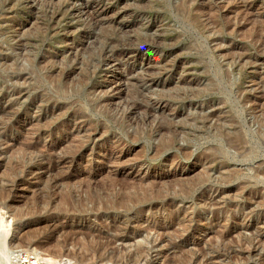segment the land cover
Here are the masks:
<instances>
[{"label":"rangeland","instance_id":"obj_1","mask_svg":"<svg viewBox=\"0 0 264 264\" xmlns=\"http://www.w3.org/2000/svg\"><path fill=\"white\" fill-rule=\"evenodd\" d=\"M130 100L144 109L126 108ZM123 110L131 126L115 122ZM157 124L170 130L152 131ZM216 125L223 136L240 128V154L207 155L221 145ZM257 168L264 175V0H0V203L9 205L0 216L9 235L34 236L43 254L74 264H264ZM109 224L154 248L139 259L102 256L83 234ZM218 233L230 239L221 244ZM181 246L189 253L177 254Z\"/></svg>","mask_w":264,"mask_h":264},{"label":"bare ground","instance_id":"obj_2","mask_svg":"<svg viewBox=\"0 0 264 264\" xmlns=\"http://www.w3.org/2000/svg\"><path fill=\"white\" fill-rule=\"evenodd\" d=\"M181 3V2H180ZM191 3V2H190ZM195 3V2H194ZM55 16V13L52 15V17H48L49 18V20H52L53 19V17ZM46 17V16H45ZM90 18H91V16H89ZM187 19V18H186ZM88 37V36H87ZM147 40V39H146ZM150 40V39H149ZM153 40V39H152ZM107 41L108 40H106V42H105V44L103 43L102 44V46L104 47V46H106L107 48L109 47V50L111 49H114L113 48V46H112V48H111V46H110V44H108L107 43ZM142 40H139V42H141ZM151 41V40H150ZM146 43H147V41H145ZM130 43V42H129ZM152 43H154V42H152ZM144 43L143 42H141L139 45L141 46V45H143ZM149 44H151V43H149ZM112 45V44H111ZM151 45H153V44H151ZM156 45V44H155ZM100 47V46H99ZM102 47V48H103ZM106 47H104L105 49H107ZM102 48L100 49V50H102ZM111 50H110V52H111ZM117 50V49H116ZM104 51V50H103ZM108 51V50H107ZM100 52V51H99ZM105 52V51H104ZM100 57V55H98V58ZM51 60V59H50ZM87 63V62H86ZM95 63V62H94ZM96 64V63H95ZM92 66V64L89 62L88 63V65L87 66ZM97 65V64H96ZM96 65H95V67H96ZM91 69H92V67H91ZM96 69H94V71H95ZM88 72V71H87ZM60 76L62 75V76H65L66 77V73L64 72V71H61L60 70ZM58 73V74H59ZM94 73V72H93ZM93 73H91V74H93ZM61 76V77H62ZM90 89H95V88H93V87H91ZM212 92V91H211ZM172 96V95H171ZM184 96V95H183ZM173 97V96H172ZM178 97V96H177ZM108 100H109V98H108ZM107 98H105V99H103V98H99L97 101H96V103L98 104V105H100V106H103V105H105L106 103H107ZM131 101V100H130ZM129 101V103H128V105H127V107L126 108H128L129 106H130V108H133L134 110H136V111H138V110H143L142 109V107H141V105L139 106V105H137V103L135 102V101H131L130 102ZM126 105V104H125ZM123 107V106H122ZM119 108V107H118ZM146 109H148L147 107H145ZM121 109V108H120ZM128 111H129V109H128ZM127 110H123V111H116V113H114V119H115V122H117L118 124H128V125H132L133 123H131L132 121H130L131 119H132V117H131V115H130V117H131V119H129L128 117H129V115L127 114V112H128ZM146 111V110H145ZM118 112H120V113H118ZM132 112V111H131ZM119 115H118V114ZM201 114V113H200ZM146 115V114H145ZM216 116V115H215ZM116 117V118H115ZM217 119V118H216ZM212 120H214V115L213 114H209V115H203L202 117H200V121H201V123H200V127L199 128H202V127H204V125L205 124H208V123H210ZM217 121H219V120H217ZM263 121V120H262ZM188 122V121H187ZM191 122V121H190ZM221 122V121H220ZM224 123V122H223ZM187 124V123H186ZM222 124V123H221ZM229 124V123H228ZM141 125V124H140ZM214 125V124H213ZM225 125V124H224ZM238 126V123L237 124H235V122L234 121H231V126ZM143 126V125H142ZM199 126V125H198ZM139 127V126H138ZM145 128V127H144ZM174 129V128H173ZM210 129H213V128H210ZM220 129L221 128H219V126H214V130L217 132L216 133V137L218 138V140L221 142V145H219L218 147H215V148H212V147H210V149L208 150V154L207 155H209V157H213V158H215V157H217V156H221V159H223V157H225L226 156V154H227V152H225L223 149L225 148V147H227L228 149H232V150H234L237 154L239 153H241L240 151H241V146H242V144H243V139H242V135H241V130H240V128H237L236 130H235V132L233 133H225V135L223 136V135H221V131H220ZM167 130H170V127H169V125H165V124H157V125H155L154 126V128L152 129V131H154V132H161L162 133V131H167ZM227 130V129H226ZM143 131V130H142ZM178 131H180V130H178ZM163 132V133H164ZM198 133V132H197ZM182 134V133H181ZM159 135H160V133H159ZM165 135V134H164ZM168 135V134H167ZM149 136V135H148ZM179 136H180V134H179ZM178 136V137H179ZM177 137V138H178ZM116 138V137H115ZM132 138H135V136L134 137H132ZM168 139V138H167ZM191 139V138H190ZM163 140V139H162ZM161 140V141H162ZM179 140V139H178ZM32 141V140H31ZM187 141V140H186ZM189 141V140H188ZM93 142V141H92ZM174 145V137H171L168 141H165V143L162 145V147L163 148H166V147H172ZM223 145V146H222ZM176 147V146H175ZM178 147V146H177ZM31 148V146L30 145H27L26 147H24V153H28V151H29V149ZM181 150V149H180ZM179 151V150H178ZM30 152V151H29ZM33 152V151H32ZM155 152V151H154ZM31 153V152H30ZM22 154V153H21ZM29 154V153H28ZM27 154V155H28ZM33 154V153H32ZM23 155V154H22ZM25 156V155H24ZM205 157V156H204ZM31 158V157H30ZM59 158V157H58ZM206 158H208V156H206ZM28 160V159H27ZM45 161V160H44ZM49 162L51 161V160H48ZM52 161H54V160H52ZM55 162V161H54ZM27 164V163H26ZM54 165H56L57 166V164H54ZM54 165L52 166V168H55L54 167ZM49 168V167H48ZM48 168H45L46 170H48V172L51 170V168L50 169H48ZM261 170L259 169V168H257V169H254V170H252L251 169V174H252V178H257L258 176H260V174H263V173H261L260 172ZM47 172V173H48ZM51 172H52V170H51ZM204 173V172H203ZM49 174V173H48ZM205 177H206V179H207V181L211 178L210 176H209V174L207 173V172H205ZM208 174V175H207ZM227 175V174H226ZM220 176V175H219ZM222 176V175H221ZM262 177L264 176V175H261ZM260 176V177H261ZM56 179L54 180V182H58V181H61L62 179H68V176L66 177V176H57L56 175ZM114 177V176H113ZM113 177H112V179H113ZM223 177H224V175H223ZM116 178V177H115ZM142 179V178H141ZM181 179V178H180ZM226 178H224L223 180H225ZM118 180V179H117ZM116 180V181H117ZM112 181H114V180H112ZM111 181V182H112ZM127 181V180H126ZM134 181V180H133ZM132 181V182H133ZM175 181V180H174ZM176 181H177V179H176ZM219 181V180H218ZM222 181V180H221ZM89 182V181H88ZM129 181H127V183H128ZM140 182V184H141V187L143 186L142 185V183H144V182H142V181H139ZM152 182V181H151ZM153 182H155V181H153ZM161 182V181H160ZM177 182H181V181H177ZM226 182V181H225ZM59 183V182H58ZM125 183V182H124ZM127 183L126 184H124V185H127ZM87 184V183H86ZM114 184V183H113ZM131 184V183H130ZM129 184V185H130ZM134 184H139V183H134ZM134 184H131L130 186V189L133 187V186H135ZM146 184V183H145ZM144 184V185H145ZM147 184H148V182H147ZM146 184V185H147ZM161 184V183H160ZM56 185V184H55ZM58 185V184H57ZM56 185V186H57ZM118 185H120V184H118ZM129 185H127L126 187H128ZM145 185V186H146ZM155 185V184H154ZM211 185H212V183H211ZM64 186V185H63ZM108 186V185H107ZM106 186V187H107ZM113 185H111V187H112ZM121 186H122V184H121ZM120 186V187H121ZM145 186H143V188L145 187ZM149 186V185H148ZM157 186H159L158 184H157ZM156 185H155V187H157ZM55 187V186H54ZM109 187V186H108ZM107 187V188H108ZM110 187V188H111ZM113 187H115V186H113ZM123 187V186H122ZM121 187V188H122ZM137 187H138V185H137ZM140 187V186H139ZM138 187V188H139ZM147 187V186H146ZM154 187V188H155ZM162 187V186H161ZM211 187V186H210ZM116 188H118L119 189V187H117V185H116ZM116 188H115V190H116ZM124 188V187H123ZM136 188V187H135ZM142 188V189H143ZM158 188V187H157ZM171 188V187H170ZM125 189V188H124ZM124 189H123V192H125L126 193V191H124ZM130 189H128L129 191H130ZM137 189V188H136ZM140 189V188H139ZM142 189H140V192H143V191H141ZM145 189V188H144ZM148 189V188H147ZM161 189H163V187L161 188ZM167 189V188H166ZM71 190V189H70ZM73 190V189H72ZM106 190V189H105ZM108 190V189H107ZM111 190V189H110ZM120 190H122V189H120ZM127 190V189H126ZM138 190V189H137ZM149 190H151V189H149ZM155 190V189H154ZM172 190V189H171ZM117 191V190H116ZM119 191V190H118ZM133 191L135 192V190L133 189ZM157 191V190H156ZM167 191V190H166ZM58 192H59V190H58ZM92 192V191H91ZM120 192H122V191H119V193ZM122 192V193H123ZM151 192V191H150ZM153 192H155V191H153ZM160 192H161V190H160ZM159 192V193H160ZM220 191H219V189H216L215 191L213 190V192L212 193H219ZM46 193V192H45ZM109 193H110V191H109ZM112 193H113V189H112ZM121 193V194H122ZM133 193V192H132ZM131 193V194H132ZM156 193V192H155ZM171 193V192H170ZM177 193V192H176ZM54 194V193H53ZM62 194V193H61ZM115 194V193H114ZM113 194V195H114ZM118 194V193H117ZM130 194V193H129ZM148 194H149V192H148ZM154 194V193H153ZM161 194V193H160ZM43 195V194H42ZM95 195V194H94ZM100 195V194H99ZM112 195V194H111ZM123 195H124V193H123ZM127 195V194H126ZM151 195H152V192H151ZM155 195V194H154ZM159 195V194H158ZM104 196H105V194H104ZM107 196V195H106ZM119 196V195H118ZM150 197V195H147V197ZM161 196V195H160ZM206 196V195H205ZM42 197V196H41ZM109 197V196H108ZM107 197V198H108ZM115 197V196H114ZM120 197H121V195H120ZM64 198V197H63ZM99 198V197H98ZM117 198V197H116ZM116 198H114V199H116ZM238 198V197H237ZM59 199V198H58ZM62 199V198H61ZM105 199V198H104ZM258 199H260L261 201H263L262 200V197L260 198L259 196H258ZM56 200V199H55ZM120 200V199H119ZM259 200V201H260ZM92 201V200H91ZM117 201V200H116ZM256 201V200H255ZM61 202V201H60ZM88 202V201H87ZM197 202V201H196ZM208 202V201H207ZM109 203V202H108ZM121 203V202H120ZM100 204V203H99ZM212 204V203H211ZM26 205V204H25ZM105 205V204H104ZM121 205V204H120ZM204 205H205V203H204ZM97 206H101V205H98L97 204ZM110 206H111V204H110ZM114 206V205H113ZM123 206V205H122ZM208 206V205H207ZM206 206V207H207ZM219 206V205H218ZM260 206V205H259ZM262 206H263V204H262ZM8 207H9V205L6 203V202H4V203H0V208H1V210L2 209H6V210H8ZM11 207V206H10ZM13 207V206H12ZM103 207V206H102ZM120 207V206H119ZM172 207V206H171ZM212 207V206H211ZM257 207V206H256ZM261 207V206H260ZM34 208V207H33ZM95 208V207H94ZM98 208V207H97ZM101 208V207H100ZM104 208V207H103ZM116 208H117V205H116ZM140 208V207H139ZM10 209V208H9ZM106 209V208H105ZM264 209V208H263ZM114 210V209H113ZM140 210V209H139ZM142 210V209H141ZM3 211V210H2ZM16 211V210H15ZM7 213V212H6ZM136 213H137V211H136ZM143 213V212H142ZM15 214V213H14ZM164 214V213H163ZM2 215V214H1ZM139 215V214H138ZM180 215V214H179ZM16 216V215H15ZM158 216V215H157ZM8 217H9V215H8ZM11 218V217H10ZM16 218V217H15ZM151 219H152V217H150ZM13 219H14V217H13ZM142 219V218H141ZM155 219V218H154ZM4 220H5V218L4 217H2V216H0V264H11V259H12V255H13V253L15 252V251H17V250H22L23 248L20 246V245H22V244H26V245H29L28 246V248H26L25 250H33V251H36V252H40V253H43L42 251V246H40V245H42L40 242H39V240H34V239H31V237H34V236H31L30 238L28 237H25L24 235H21V236H18L16 233L15 234H11V235H9V231L8 230H6V228H5V226H4V224L5 225H9L10 223L7 221V219L5 220V223H3L4 222ZM134 220V219H133ZM137 220V219H136ZM99 221V220H98ZM154 221V220H153ZM175 221V220H174ZM162 222V221H161ZM200 222V221H199ZM161 224V223H160ZM57 225V224H56ZM120 226H122V225H120ZM100 227V228H99ZM99 227H97V229L96 230H91L90 228H88V229H86V230H88V232L85 230V234H83V236H85V237H87V238H89V240L90 241H92V242H96L97 243V246L99 247V249L102 251V256H104V255H111V256H115V257H135V258H137V259H139V258H143V257H146V256H148L149 255V253H150V251L154 248V247H152V246H150V247H147V245H148V242H147V239H145V238H143V239H141V240H136L137 239V237L138 236H136V233H134V234H132L131 236L129 235H127V231H126V229H125V231L124 230H120L119 229V227L116 225V224H109V225H103L102 227L101 226H99ZM151 227V226H150ZM153 227V226H152ZM155 228V227H154ZM9 229V228H8ZM150 230V229H149ZM154 230V229H153ZM157 230V229H156ZM155 230V232H157ZM76 231H78V232H82L83 230L82 229H72V233H77ZM90 231V232H89ZM166 231V230H165ZM71 232H69V233H71ZM154 232V231H153ZM154 232V233H155ZM177 232V231H176ZM19 233V232H18ZM159 233V232H158ZM181 233V232H180ZM179 233V234H180ZM155 234H157V233H155ZM173 234V233H172ZM178 234V235H179ZM219 234V233H218ZM225 234H227V233H225ZM75 235V234H74ZM140 235V234H139ZM162 235H164L163 233H162ZM188 235V234H187ZM232 236V235H231ZM161 237H163V236H161ZM161 237H160V235L159 234H157L156 236H155V238L153 239L154 240V242H156V241H160L161 240ZM183 237V236H182ZM217 237V236H216ZM35 238V237H34ZM175 238V237H174ZM212 238V237H211ZM230 239V237H229V235H224V234H219V236H218V239L220 240V243L221 244H224V242L227 240V239ZM228 239V240H229ZM232 239H233V237H232ZM231 239V241H233ZM241 239V238H240ZM132 241L131 242V244L133 243V245L132 246H127V245H129L128 243L129 242H127V241ZM239 240V239H238ZM259 241H260V239H259ZM118 242H120L121 243V245L119 246H116L117 245V243ZM161 242V241H160ZM185 242V241H184ZM241 242V241H240ZM181 243V242H180ZM217 243V242H216ZM219 243V244H220ZM228 243V242H227ZM241 244H243L242 242H241ZM262 244V243H261ZM260 244V245H261ZM32 245H36L35 247H32ZM57 245V244H56ZM225 245H226V243H225ZM149 246V245H148ZM167 246H168V244H167ZM240 246V245H239ZM46 247V246H45ZM54 247H55V245H54ZM53 247V248H54ZM58 247L59 248H57V246H56V248L57 249H59V252H61L60 251V245H58ZM215 247V246H214ZM251 247V246H250ZM249 247V248H250ZM132 248H134L133 250H131ZM171 248V247H170ZM222 248V247H221ZM226 248V247H225ZM232 248V247H231ZM230 248V249H231ZM55 249V248H54ZM62 249V248H61ZM64 249V248H63ZM175 249V248H174ZM176 249H178V250H176L178 253L177 254H188L189 252H186V251H184L183 250V247L181 246V247H176ZM247 249V248H246ZM24 250V249H23ZM40 250H42V251H40ZM86 250V249H85ZM173 250V249H172ZM203 249L201 248V250L200 251H202ZM250 250H252V247L250 248V249H248L247 251H250ZM45 251V250H44ZM54 251H56V249L54 250ZM78 251V250H77ZM47 254V256H49V257H51V259L53 260V259H56V257H60V255L59 256H57L58 255V251L57 252H53V251H51V252H49V250L48 251H45ZM79 252V251H78ZM78 252H76L77 254H79ZM232 252V251H231ZM69 254H67L68 256L69 255H71V252H68ZM81 253V252H80ZM60 254V253H59ZM75 255V253H73V256ZM87 256H84V254L82 253L81 254V259L84 261L85 260V258H86ZM84 258V259H83ZM76 264H79V263H76ZM82 264V263H81Z\"/></svg>","mask_w":264,"mask_h":264},{"label":"built area","instance_id":"obj_3","mask_svg":"<svg viewBox=\"0 0 264 264\" xmlns=\"http://www.w3.org/2000/svg\"><path fill=\"white\" fill-rule=\"evenodd\" d=\"M11 264H74V262L67 257L52 260L46 254L22 249L13 253Z\"/></svg>","mask_w":264,"mask_h":264}]
</instances>
